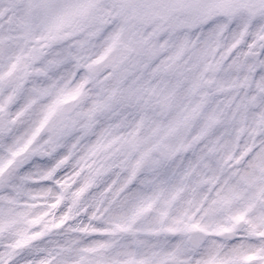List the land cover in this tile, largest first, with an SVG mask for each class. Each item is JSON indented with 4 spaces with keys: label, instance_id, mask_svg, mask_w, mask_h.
Returning a JSON list of instances; mask_svg holds the SVG:
<instances>
[{
    "label": "snow or ice",
    "instance_id": "obj_1",
    "mask_svg": "<svg viewBox=\"0 0 264 264\" xmlns=\"http://www.w3.org/2000/svg\"><path fill=\"white\" fill-rule=\"evenodd\" d=\"M0 264H264V0H0Z\"/></svg>",
    "mask_w": 264,
    "mask_h": 264
}]
</instances>
